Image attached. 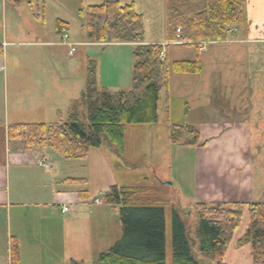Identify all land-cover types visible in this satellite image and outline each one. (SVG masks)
Wrapping results in <instances>:
<instances>
[{
	"label": "crops",
	"instance_id": "1",
	"mask_svg": "<svg viewBox=\"0 0 264 264\" xmlns=\"http://www.w3.org/2000/svg\"><path fill=\"white\" fill-rule=\"evenodd\" d=\"M116 1L122 4L121 0ZM8 2L14 4L10 0H0V262L11 264L14 239L20 247V264H65L69 257V238L78 247L80 241L91 239L90 225L97 220H110L112 214H118L107 205L108 209H105L100 200L98 204L90 201L86 192L76 188L64 190V185L83 178L62 172L61 161L48 148L24 151L19 142H11L10 126L47 124L62 113L64 83L69 78L32 73L27 71L29 63L24 71H11L10 54L13 47L47 48L55 52L65 47L70 55L71 45L81 47L87 60L72 78L75 80L72 96L67 99V103H71L73 98H81L89 79L99 90L112 94L131 91L134 78L132 52L136 44L91 43L85 33L81 38L70 40L67 36L69 26L62 20L58 21L63 23L66 36L57 30L60 39L39 40L41 37L32 38L28 34L30 40L15 42L10 39L6 24L8 15L14 14L13 10L8 14ZM122 5H133L142 14L144 44L162 46L165 61L170 65L196 60L203 65L200 74L172 72L169 97L160 103L162 111L159 105L158 124H164L168 133L173 126L186 124L200 134L203 145L188 149L194 155L196 171L192 198L198 200L200 197L208 203L264 202V167L257 168L255 161H251L256 154L253 151L257 147L256 131L264 128V0H245L247 25L232 28L225 40L198 42L182 40L179 34L177 40H169L166 0L158 3L156 28L159 34L149 37L145 14L137 8L136 2L132 0ZM24 6L29 8L25 11L34 15L35 7ZM128 48H131L129 57L122 60L120 54ZM107 49H117L115 52L119 53L110 66L90 59V53H105ZM49 81L51 88L45 86ZM21 93L24 98L18 100ZM222 161L236 163V166L222 167ZM59 185L62 186L60 189ZM64 207H69L70 211L63 213ZM38 243L41 250L38 247L26 250L29 244L31 249ZM79 255L80 251H77L76 257ZM68 264L78 263L72 259Z\"/></svg>",
	"mask_w": 264,
	"mask_h": 264
},
{
	"label": "trees",
	"instance_id": "2",
	"mask_svg": "<svg viewBox=\"0 0 264 264\" xmlns=\"http://www.w3.org/2000/svg\"><path fill=\"white\" fill-rule=\"evenodd\" d=\"M15 6L35 7L39 0H10ZM245 0H166L167 35L189 42L222 41L234 27L246 26ZM85 24L83 32L91 43H132L134 78L129 92L112 94L89 84L79 100L70 107L68 118L58 113L53 124H17L9 127L11 142H19L24 151L48 148L64 159H85L91 149L100 148L104 139L118 155L125 151V128L128 125H155L159 122V105L170 93V75L200 74L199 60L175 62L161 59L163 47L145 45V23L133 5L104 0L101 5L80 11ZM63 27L57 22V30ZM86 109L85 119L82 110ZM82 112V114H81ZM191 146L200 144L198 130L189 125L173 126L170 141L180 139ZM191 139V140H189ZM203 144H201L202 146ZM103 203L118 214L122 239L98 257L97 264H167V202L159 199L157 189L145 186L120 188L112 186ZM249 208L250 223L239 246L249 245L253 264H264V202L196 203L198 223L196 236L202 255L224 264L233 235L242 219L241 208ZM172 264H201L189 241L186 225L177 210L172 212ZM11 264L21 263L20 247L11 242Z\"/></svg>",
	"mask_w": 264,
	"mask_h": 264
},
{
	"label": "rangeland",
	"instance_id": "3",
	"mask_svg": "<svg viewBox=\"0 0 264 264\" xmlns=\"http://www.w3.org/2000/svg\"><path fill=\"white\" fill-rule=\"evenodd\" d=\"M134 1L137 4V8L145 14L147 36L158 35L159 31L156 28V22L159 19V0ZM121 2L126 4V2H132V0H121ZM103 3L104 0H39L38 6L36 5L33 10L34 15H30L29 12L24 10L29 9L27 6H15L8 2V14L12 10L14 12L12 16L8 15L7 18L8 34L10 39L15 42L30 40L31 37L29 35H32V38L35 36L41 37L39 40H50L53 37L60 39V34H57L56 27L57 21L62 20L69 26L67 36L70 37V40H75L76 38H81L82 34H84L85 20L80 15V11L88 8V6L101 5ZM4 24L5 21L3 22ZM76 49H78V52L70 56L69 49L65 47L56 52L47 48L13 47L8 61L11 71H24V67H27V63H29L28 65L30 66L27 71L32 73H46L49 77L56 74L68 77V81L64 83L65 96H63L62 104H60L65 118H68V110L72 103L74 104L76 100H79V98H73L71 103L69 101V96H72V83L75 82L72 78L76 77L81 71L83 62L87 60V54L83 53L84 50L81 47ZM116 50L107 49L105 53L101 51L90 53L89 57L92 61H103V63L105 62L110 66L112 59L119 56V53L115 52ZM130 50L131 48L122 50L120 54L122 60L129 57ZM46 77L47 80H50L48 76ZM45 86L51 88V82L49 81ZM20 87L23 89L22 85ZM23 98L24 93H21L17 99L23 100ZM67 99H69L68 103ZM160 106V111H162V104ZM82 112V119L84 120L86 112L84 109ZM57 119L58 117L47 124H53L57 122ZM169 135H171V132L168 133L165 125L160 123L155 125H128L125 128V151L123 155H118L113 151L104 136L103 145L100 148L91 149L85 159L68 160L50 151L54 157L61 161L62 172L67 171L72 174L70 176L83 178L82 181L74 184L64 185V190L76 188L78 191L86 192L90 197V201L95 203L96 200H100L105 209L108 208L103 203L104 194L112 186L120 188L150 186L158 189L157 196L159 199L167 202V264H172V212L174 210H177L185 222L187 235L197 259L201 261V264H216L213 258L201 254L196 236L199 216L195 204L203 203V201L200 197L198 200L192 198L194 175H196L194 155L188 150L192 146L186 144L185 142L188 139L184 138L174 144L169 141ZM255 141L258 149H253L256 154H254V158L251 161H255L257 168H263L264 128L257 129ZM199 143L195 147H200L202 142ZM230 163V161H222L221 166L225 168L236 166V163ZM166 182L171 184L169 186L163 185ZM61 187L60 185L58 186L59 189ZM197 195H200V193H197ZM221 198L223 199L224 197L222 196ZM241 212V224L233 235L223 259L224 264H253L250 246L238 245V240L246 235L250 223L249 208L246 204H243ZM111 217L110 220H97L94 225H90L91 239L87 238V240L80 241L78 247L71 238L67 240L69 257L65 264L71 262L72 259L78 264H97L99 255L108 251L122 239L123 232L119 217L113 214ZM41 242L42 244L44 243V241ZM29 247L30 244L26 248L27 251L36 249V247L40 248V250L42 249L39 243L31 249ZM77 251H80V255L76 257ZM0 264L2 263L0 262Z\"/></svg>",
	"mask_w": 264,
	"mask_h": 264
},
{
	"label": "built area",
	"instance_id": "4",
	"mask_svg": "<svg viewBox=\"0 0 264 264\" xmlns=\"http://www.w3.org/2000/svg\"><path fill=\"white\" fill-rule=\"evenodd\" d=\"M180 32H181L180 29H178V33H180ZM74 52H75V48H72L70 54H73ZM161 58L163 59V54H162ZM47 167H49V165H47ZM68 211H69V207H64L63 212L67 213Z\"/></svg>",
	"mask_w": 264,
	"mask_h": 264
},
{
	"label": "water",
	"instance_id": "5",
	"mask_svg": "<svg viewBox=\"0 0 264 264\" xmlns=\"http://www.w3.org/2000/svg\"><path fill=\"white\" fill-rule=\"evenodd\" d=\"M169 184V183H168ZM171 184V183H170Z\"/></svg>",
	"mask_w": 264,
	"mask_h": 264
}]
</instances>
